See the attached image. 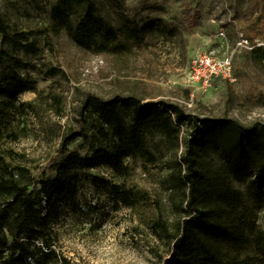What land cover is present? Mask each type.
Returning a JSON list of instances; mask_svg holds the SVG:
<instances>
[{"label":"rangeland","instance_id":"1","mask_svg":"<svg viewBox=\"0 0 264 264\" xmlns=\"http://www.w3.org/2000/svg\"><path fill=\"white\" fill-rule=\"evenodd\" d=\"M97 6L98 23L88 25L80 9L60 0H0L6 28L28 31L41 50L37 56L19 53L26 62L22 75L34 80L36 91L0 97V152L11 166L25 167L38 181L52 175L62 136L81 122L90 135L95 131L93 117L79 121L87 93L130 96L155 110L164 108L161 101L174 102L199 117H227L264 130V58L250 52L264 49V0H97ZM64 13L70 17L62 21ZM158 19L174 28H158ZM132 24L145 27L142 39L127 36ZM199 51L230 54L234 79L206 87L192 83L188 72ZM52 67L60 73L46 75ZM122 109L129 125L132 108ZM154 123L150 119L143 132L155 159L135 151L125 159L124 174L102 165L76 169L65 179L67 188L45 201L42 214L53 246L73 264H163L166 245L151 225L157 217L173 221L167 176L182 145L176 150ZM186 128L180 126V136ZM95 137L80 135L69 149L85 153L92 144L117 143L110 135L103 142ZM210 158L212 169L224 175L223 160L213 153ZM108 183L122 184L130 197L119 199ZM228 185L239 196L229 219L241 241L220 239L215 246L234 264H264L254 242V233L264 228V189L247 178H231Z\"/></svg>","mask_w":264,"mask_h":264},{"label":"trees","instance_id":"2","mask_svg":"<svg viewBox=\"0 0 264 264\" xmlns=\"http://www.w3.org/2000/svg\"><path fill=\"white\" fill-rule=\"evenodd\" d=\"M60 1L70 9H80L88 25H97V0ZM69 17V13H64L62 21ZM158 22V28H174L164 19ZM144 28L132 24L126 34L140 40ZM105 33L115 35L109 28ZM22 51L37 56L41 50L28 31H9L0 16V97L12 98L19 92L36 91L34 80L22 75L26 68V62L19 55ZM250 52L258 61L264 58V49L260 46L252 47ZM58 73L52 67L46 75ZM218 80L212 83L216 86ZM131 99L130 96L102 97L87 93L78 109L79 121L93 117L96 122L91 135L100 134L102 142L110 135L117 143L112 147L92 144L85 153L70 150V143L78 136L91 138L90 127L81 122L77 130L62 136L53 161V174L45 179L38 181L25 167L11 166L0 152V264H73L53 246L49 222L42 214L45 201L67 188L65 179L76 169L102 165L124 174L128 171L125 159L135 151L155 159L146 147L143 132L149 127L150 119L171 146L178 150L182 145L176 167L172 166L167 176L173 221L168 223L157 217L151 225L152 232L166 245L168 255L163 258V264L235 263L215 246L220 239L241 241L229 219V211L238 207L239 196L228 181L247 178L256 189H264V130L244 127L227 117H199L185 112L174 102L161 101L164 108L155 110ZM123 106L132 108L129 125ZM4 116L0 103V137ZM184 124L187 128L180 136V126ZM211 153L223 160L224 175L212 169ZM36 181L38 185L34 188ZM107 185L119 199L130 197V191L122 184ZM254 242L264 253V228L254 233Z\"/></svg>","mask_w":264,"mask_h":264},{"label":"built area","instance_id":"3","mask_svg":"<svg viewBox=\"0 0 264 264\" xmlns=\"http://www.w3.org/2000/svg\"><path fill=\"white\" fill-rule=\"evenodd\" d=\"M219 36L224 37L222 30ZM188 75L192 83L199 87L210 86L217 78L233 80L232 56L228 53L219 56L199 51L191 61Z\"/></svg>","mask_w":264,"mask_h":264}]
</instances>
